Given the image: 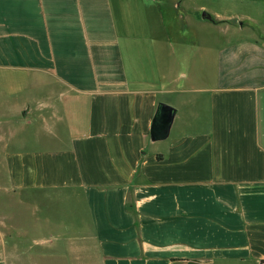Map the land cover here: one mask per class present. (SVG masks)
<instances>
[{
    "label": "crops",
    "instance_id": "crops-1",
    "mask_svg": "<svg viewBox=\"0 0 264 264\" xmlns=\"http://www.w3.org/2000/svg\"><path fill=\"white\" fill-rule=\"evenodd\" d=\"M261 261L264 0H0V264Z\"/></svg>",
    "mask_w": 264,
    "mask_h": 264
},
{
    "label": "water",
    "instance_id": "water-1",
    "mask_svg": "<svg viewBox=\"0 0 264 264\" xmlns=\"http://www.w3.org/2000/svg\"><path fill=\"white\" fill-rule=\"evenodd\" d=\"M202 17L208 19L210 18L206 12L202 13ZM171 120L172 115L163 117L162 122H159L158 117L156 116L152 125V134H155L156 136H165L168 133Z\"/></svg>",
    "mask_w": 264,
    "mask_h": 264
},
{
    "label": "trees",
    "instance_id": "trees-1",
    "mask_svg": "<svg viewBox=\"0 0 264 264\" xmlns=\"http://www.w3.org/2000/svg\"><path fill=\"white\" fill-rule=\"evenodd\" d=\"M261 264H264V261H261Z\"/></svg>",
    "mask_w": 264,
    "mask_h": 264
},
{
    "label": "rangeland",
    "instance_id": "rangeland-1",
    "mask_svg": "<svg viewBox=\"0 0 264 264\" xmlns=\"http://www.w3.org/2000/svg\"><path fill=\"white\" fill-rule=\"evenodd\" d=\"M213 7H215V4L213 5Z\"/></svg>",
    "mask_w": 264,
    "mask_h": 264
}]
</instances>
